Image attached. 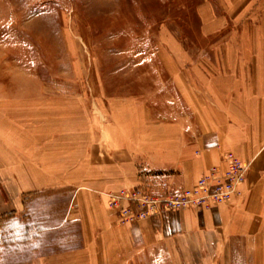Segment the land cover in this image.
<instances>
[{"label":"crops","instance_id":"obj_1","mask_svg":"<svg viewBox=\"0 0 264 264\" xmlns=\"http://www.w3.org/2000/svg\"><path fill=\"white\" fill-rule=\"evenodd\" d=\"M229 1V11L252 4ZM223 24L204 14L206 32ZM261 31L241 33L238 53L228 44L232 72L255 75L237 81L234 94L217 92L211 78L202 81L198 67L190 68L192 83L174 69L196 114L153 119L143 106L135 117L132 104L119 101L101 132L96 121L91 133H70L67 122L51 117L50 101L36 108L32 99L0 92V249L42 251L28 264H264ZM173 52L184 59L183 51ZM227 152L250 163L241 195L229 202L133 224L107 206L108 193L122 187L143 184L158 194L190 187L212 167L223 171Z\"/></svg>","mask_w":264,"mask_h":264},{"label":"rangeland","instance_id":"obj_2","mask_svg":"<svg viewBox=\"0 0 264 264\" xmlns=\"http://www.w3.org/2000/svg\"><path fill=\"white\" fill-rule=\"evenodd\" d=\"M251 1L248 9L229 11V0H0V92L32 99L36 108L50 101L51 117L67 122L70 133H91L96 121L101 132L119 101L132 104L135 117L143 106L153 119L196 114L173 71L192 83L190 68L198 67L202 81L211 78L223 95L236 93L241 78L249 83L255 75L232 72L228 44L235 54L245 30L264 34V0ZM205 13L224 24L206 32ZM42 120L36 115L37 124ZM40 252L3 248L0 264H28Z\"/></svg>","mask_w":264,"mask_h":264},{"label":"built area","instance_id":"obj_3","mask_svg":"<svg viewBox=\"0 0 264 264\" xmlns=\"http://www.w3.org/2000/svg\"><path fill=\"white\" fill-rule=\"evenodd\" d=\"M224 158L226 169L221 171L219 167H212L190 187L158 194L140 184L108 193V201L112 206L119 207L121 222L130 224L188 207L210 209L215 204L229 202L236 195H241L240 187L246 181L249 163L233 152H227Z\"/></svg>","mask_w":264,"mask_h":264},{"label":"trees","instance_id":"obj_4","mask_svg":"<svg viewBox=\"0 0 264 264\" xmlns=\"http://www.w3.org/2000/svg\"><path fill=\"white\" fill-rule=\"evenodd\" d=\"M25 227V226H24Z\"/></svg>","mask_w":264,"mask_h":264}]
</instances>
